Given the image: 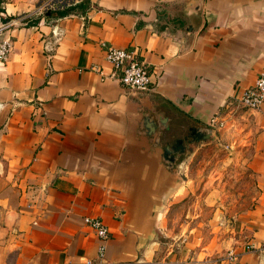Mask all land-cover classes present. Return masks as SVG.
<instances>
[{"label": "crops", "instance_id": "1", "mask_svg": "<svg viewBox=\"0 0 264 264\" xmlns=\"http://www.w3.org/2000/svg\"><path fill=\"white\" fill-rule=\"evenodd\" d=\"M45 1L0 0V264H96L85 217L109 232L101 264H264L247 249L264 242V104L242 112L256 195L224 239L164 235L178 190L162 160L176 139L185 153L227 126L264 72V0H87L58 19ZM101 43L135 54L146 92L120 86ZM145 118L166 119L158 141Z\"/></svg>", "mask_w": 264, "mask_h": 264}, {"label": "rangeland", "instance_id": "2", "mask_svg": "<svg viewBox=\"0 0 264 264\" xmlns=\"http://www.w3.org/2000/svg\"><path fill=\"white\" fill-rule=\"evenodd\" d=\"M244 111L240 107L213 139L190 143L174 163L178 193L168 208L164 235L178 242L199 228L209 240H221L229 223L252 208L256 188L246 159L254 124L251 116L242 117Z\"/></svg>", "mask_w": 264, "mask_h": 264}, {"label": "built area", "instance_id": "3", "mask_svg": "<svg viewBox=\"0 0 264 264\" xmlns=\"http://www.w3.org/2000/svg\"><path fill=\"white\" fill-rule=\"evenodd\" d=\"M81 0H46L40 7L39 12L43 15L46 11L63 9L70 4L78 3ZM19 21L13 20L7 25H17ZM6 26V25H5ZM4 26V27H5ZM7 27H5L6 29ZM0 27V32H1ZM10 44L8 40L0 41V63H4L9 54ZM104 55V61L113 70L112 76L116 77L120 86L131 93H143L149 88L150 78L146 67L138 62L135 54L127 49L115 48L105 43L100 44ZM239 105L246 110H257L264 104V72H260L251 87L241 91ZM84 224L89 227L96 238V264H101L105 255L106 243L109 232L105 225L98 218L85 217ZM250 251H257L264 254V242L257 247L253 245L247 247ZM227 259L233 261L235 255L232 252L227 254ZM86 264H91L87 262Z\"/></svg>", "mask_w": 264, "mask_h": 264}, {"label": "water", "instance_id": "4", "mask_svg": "<svg viewBox=\"0 0 264 264\" xmlns=\"http://www.w3.org/2000/svg\"><path fill=\"white\" fill-rule=\"evenodd\" d=\"M143 127L145 128V134L146 136H150L154 133L156 130V141H158L159 137L162 135L161 130H167L168 126L166 125V119H159L156 121V124H153V122L147 121L145 118L142 122ZM200 136L201 140H211L214 138L212 130L207 129L204 131V134L198 135ZM198 141L197 137L193 140ZM192 141V142H193ZM184 153V147L182 146V140L176 139L172 145H165L162 148V160L167 164L168 168H170L174 163L175 160L178 159L180 155Z\"/></svg>", "mask_w": 264, "mask_h": 264}, {"label": "trees", "instance_id": "5", "mask_svg": "<svg viewBox=\"0 0 264 264\" xmlns=\"http://www.w3.org/2000/svg\"><path fill=\"white\" fill-rule=\"evenodd\" d=\"M90 9V3L87 0H81L78 3L70 4L63 9H55L53 11H46L42 16L47 19H58L70 15L84 16L86 11Z\"/></svg>", "mask_w": 264, "mask_h": 264}, {"label": "flooded vegetation", "instance_id": "6", "mask_svg": "<svg viewBox=\"0 0 264 264\" xmlns=\"http://www.w3.org/2000/svg\"><path fill=\"white\" fill-rule=\"evenodd\" d=\"M191 140H192V138H191ZM193 140H194V138H193ZM186 141L191 142L190 139H186Z\"/></svg>", "mask_w": 264, "mask_h": 264}]
</instances>
